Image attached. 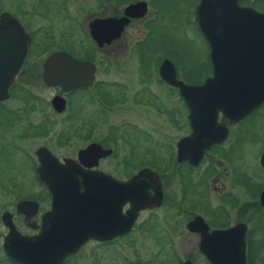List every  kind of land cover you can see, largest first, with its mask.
<instances>
[{
  "label": "flooded vegetation",
  "instance_id": "1",
  "mask_svg": "<svg viewBox=\"0 0 264 264\" xmlns=\"http://www.w3.org/2000/svg\"><path fill=\"white\" fill-rule=\"evenodd\" d=\"M200 1L0 0V150L9 149L27 158L34 176L33 184L27 180L15 182L14 178L9 182L2 177L0 186L18 190L35 187L29 194H20L0 205L1 264H15L5 257L2 249L7 234L3 216L8 215L21 236L30 237L39 232L41 220L50 208V195L38 178L39 150L47 151L61 165L65 160L73 161L85 173H102L118 182H126L148 170L156 174L160 184L158 205L151 200L153 189L146 179L142 184L145 187L142 207L136 212L133 204L125 202L119 210L123 218L132 214L131 211L136 212L130 227L107 241L87 240L61 264L82 256L86 249L87 256L92 257L90 246L109 248L121 240L132 238L133 241V235L153 234L159 218L161 222L176 221V230L181 222L185 232L196 236L202 264H209L198 251L199 234L187 229V223L195 217L202 219V249L215 254L220 264H238L240 253L244 254L243 264H264V101L230 123L223 122L222 112L217 111L213 124L202 125V139L214 141L203 149L199 164L191 166L187 161L176 160L178 141L191 132L188 110L178 89L161 78L160 67L162 63L170 64L176 81L184 85L202 84L200 76H197L198 81H187L175 68V62L187 55L182 39L188 36L195 41L190 45L194 52L189 56L202 61L203 40L209 63V48L195 20ZM256 1L263 5L259 6L255 0H240L238 6L264 14V0ZM133 5L135 8L126 13ZM114 21L120 23L119 27ZM94 22L104 24L91 29ZM256 26L242 23L236 28L254 29ZM253 33L249 37L248 32H236L233 42L244 43L248 38L260 36L259 32ZM262 35L264 37V31ZM58 53L86 64L85 70L78 71L72 63L64 66L59 59L60 73L65 67L70 71L66 77L47 83L43 77L44 64ZM18 61H21L19 65ZM90 66L91 76L88 74ZM101 73L103 80L98 78ZM165 73L170 75L167 70ZM87 74L89 82L82 85L81 78ZM76 76L79 85L64 89ZM36 91L48 96L39 99L34 94ZM54 98L60 101L55 106ZM176 99L181 109L175 106ZM15 101H19L18 105ZM134 105L145 106L147 111L158 115L159 124L151 126L150 131L141 128V119L134 122L125 119L116 129L111 126L106 115L112 107L119 106L120 111L127 112ZM96 116L101 117V123L107 127V132L99 139L95 138ZM53 122L65 126L56 134L57 147L78 139H83L84 143L65 154L45 144L33 150L26 147L31 138L45 137ZM46 127L48 129L43 131ZM34 128L39 129L32 131ZM120 128L126 131L120 137L122 141L126 142L131 132L139 133L143 140L132 147L125 158L114 157L115 150L110 144L115 138L112 134L118 133ZM177 128L182 133L175 138L173 132ZM155 134L160 135L163 142ZM90 145L108 150L109 154L95 160V153H91L78 160L79 152ZM160 148L168 151L166 165L159 160ZM111 161L115 163L110 164ZM201 165L202 172L196 173L195 182H191V175L200 170ZM116 168L124 170L123 176L114 174L112 170ZM176 182L177 194L172 191L169 195V186ZM192 189L197 190L194 196L202 201L201 207L190 200ZM22 201L32 202L23 213L17 208ZM192 209L200 210V215ZM229 229L232 230L226 236H208L214 231ZM122 260L126 262L125 257ZM186 260L190 262L186 257L181 264Z\"/></svg>",
  "mask_w": 264,
  "mask_h": 264
},
{
  "label": "water",
  "instance_id": "2",
  "mask_svg": "<svg viewBox=\"0 0 264 264\" xmlns=\"http://www.w3.org/2000/svg\"><path fill=\"white\" fill-rule=\"evenodd\" d=\"M238 1L202 0L196 9L195 20L209 48L211 69L210 76L201 85L190 86L176 81L173 68L168 63H162L160 67L161 78L178 89L188 110L191 132L176 145L178 162L187 161L191 166L199 164L203 149L214 141L202 139V125L213 124L217 111L222 112L223 122L230 123L264 101V14L241 8ZM134 8V5L128 7L126 13ZM114 23L119 27V22ZM242 23L257 26L254 29L236 28ZM97 24L104 23L94 22L90 28ZM253 31L259 32L260 36L248 38L244 43L233 42L234 33L248 32L252 37ZM59 59L64 66L72 63L78 71L85 70L86 64L72 61L63 53L54 54L44 64L43 77L47 83H54L57 77H66L69 73L68 67L60 73L57 68ZM166 70L170 72L169 76ZM88 74L92 75L91 66ZM88 74L82 76V85L89 82ZM77 78H71L74 82L71 83V80L64 89L77 87ZM58 102V98L52 100L54 106ZM91 153H95L97 160L108 155L109 151L90 145L79 152L78 160ZM37 156L40 163L38 178L50 195V208L41 220L39 232L30 237L21 236L8 215L3 216L7 234L2 249L5 257L15 264H61L87 240L107 241L119 235L130 227L135 213L143 205L145 187L142 184L146 179L150 180L153 189L151 200L155 201L154 205L160 203L158 178L148 170L139 172L126 182H118L102 173H85L73 161L65 160L61 165L44 150H39ZM125 202L133 204L136 212L131 211L132 214L123 218L119 210ZM30 204L32 202L22 201L17 208L23 213ZM187 229L199 234L198 251L205 260L209 264H220L215 254L202 249V219L195 217L187 223ZM231 230L214 231L208 236H226ZM237 257L238 264H243L244 254L240 253ZM183 264L191 263L186 260Z\"/></svg>",
  "mask_w": 264,
  "mask_h": 264
},
{
  "label": "rangeland",
  "instance_id": "3",
  "mask_svg": "<svg viewBox=\"0 0 264 264\" xmlns=\"http://www.w3.org/2000/svg\"><path fill=\"white\" fill-rule=\"evenodd\" d=\"M255 3L259 6L263 5L256 0ZM182 41L185 42L183 43L186 46V49H184V51L187 52V55L184 58L180 59V61L175 62V68L178 70L179 75H181L184 80L198 81L199 77L197 76H200L202 81H204L209 77L210 68L207 59V50L204 46L203 40L201 62L195 61L189 56V53L194 52V47L190 46L195 43V41H193V38L191 36H188L187 39H182ZM114 75L115 74H110L111 77H113ZM191 75L192 77H190ZM98 78L101 80L105 79L102 73L98 76ZM34 94L39 99H43L48 96L47 93L42 91H36ZM17 102L19 101H15L16 105H18ZM175 106L177 108L179 107L178 109H181L180 105H177V99ZM144 107L141 105H134L132 106V108H130L131 110L127 112L120 111L119 106L112 107L106 117L109 118V123L115 129L118 128L121 125V122L125 119L132 120V122H134L135 119H141V122L139 121V125L141 124V128L148 129L150 131V129L154 128L153 126L159 124L158 120H160V118L158 115L156 116L153 113L147 111ZM131 112L133 113L131 114ZM95 120L97 121L95 126V138L99 139L103 137V135L107 132V127L103 126L104 122L101 123V117L96 116ZM51 125L50 130L47 134H45V137L31 138V140L26 144V147L33 150L36 146L45 144L46 146H50L54 151L65 154L74 151L76 145L79 146L84 143L83 139H78L64 146L57 147L56 134H59V131L61 132L62 130H64L65 126H61L55 122H53ZM38 129L39 128H34L32 131H37ZM47 129L48 128L46 127V129L44 128L43 131H46ZM125 132L126 131L124 128H120L118 129V133L114 132L112 134L115 138H113L114 141L110 142V144L115 150L114 157L116 158H120L122 156L124 158L127 157V154L130 152L131 148L134 146H138L136 145L138 143L140 145V143L143 141L141 138L142 136L137 132L128 133L126 142L122 141L120 137L121 135L123 136ZM181 133L182 131L178 128L173 132L175 138L181 135ZM156 135L157 134H155V136ZM157 136L159 137V141L161 142L162 139H160V135ZM158 151V153L162 156L159 160L161 161V163H165L166 165L165 161L168 155L167 149L160 148ZM109 163L114 164L115 162L111 161ZM112 171L117 176H123L124 170L122 169L116 168ZM199 172H202V165L200 170L193 172V174L191 175V182H195L196 173L198 174ZM169 173L170 171L168 172V174ZM2 177L7 178L9 182H13V178L15 179V182L20 180V183H24V180L30 181L32 183L34 179L28 159L20 154L13 153V151L9 149L0 150V178ZM34 188L35 187L31 185L29 189L18 190L17 188L15 189L11 186H0V205L9 203L12 199L18 197V195L20 194H29L32 189L34 190ZM178 189L179 186L177 182L174 185H170L168 190L169 195L172 191H175L177 194ZM195 194H197V190L192 189L190 191V200L192 201V203L195 202L197 203V206L201 207L202 201L197 200L194 196ZM175 199H177V195ZM192 210L194 211V213L200 212V210L198 209ZM160 220L161 219L159 218V222L156 225L153 234L133 235V237L135 238L133 239V241L132 238L121 240L109 248H93L90 246L93 252L92 257L87 256L86 249L82 256L71 259L67 264H181L186 257L192 264H202L200 255L198 254L196 249V236L185 232L184 229L181 228V222L179 223V228L176 230V221L173 220L161 222L162 220ZM173 231H175L174 234ZM1 233H3V229L0 225V235ZM171 237L173 238V240ZM123 257L126 258V262L122 260Z\"/></svg>",
  "mask_w": 264,
  "mask_h": 264
}]
</instances>
